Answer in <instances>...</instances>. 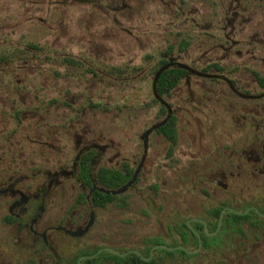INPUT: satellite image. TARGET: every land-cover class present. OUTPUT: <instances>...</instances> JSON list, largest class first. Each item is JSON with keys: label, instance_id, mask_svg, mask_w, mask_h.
I'll return each mask as SVG.
<instances>
[{"label": "rangeland", "instance_id": "obj_1", "mask_svg": "<svg viewBox=\"0 0 264 264\" xmlns=\"http://www.w3.org/2000/svg\"><path fill=\"white\" fill-rule=\"evenodd\" d=\"M163 56L192 69L164 96L178 112L172 154L165 136L143 137L166 114L154 86ZM256 72L264 76V0H0V167L24 160L34 169L71 166L81 139L108 146L100 164L137 168L149 146L136 186L115 204L93 207L87 234H57L64 238L59 258L25 233L19 240L0 208V264H73L80 252L110 243L139 245L159 235L174 241L176 222L209 204L234 194L256 197L253 179L245 178L229 179L227 191L213 188L214 197L203 192L215 184L210 178L221 171L227 146L249 143L258 127L264 134V87ZM64 183L46 215L56 222L75 209L89 217L91 203L77 200L88 193L82 180ZM170 241L161 242L174 246ZM225 251L218 261H201L174 250L185 259L171 264H264V250ZM171 252L157 248L152 256Z\"/></svg>", "mask_w": 264, "mask_h": 264}, {"label": "flooded vegetation", "instance_id": "obj_2", "mask_svg": "<svg viewBox=\"0 0 264 264\" xmlns=\"http://www.w3.org/2000/svg\"><path fill=\"white\" fill-rule=\"evenodd\" d=\"M259 96L261 95L259 94ZM156 97L159 101L162 102V107H165L167 111L165 117L157 124H160L164 120L168 119L172 114H175L178 117V112L174 109L169 108V105L164 101V96H159L157 94ZM177 128H178V123H177ZM158 130L159 127L151 130L149 133H147V135L144 138L148 137L153 131L156 132L157 135H162L164 137L165 134L159 132ZM257 131L258 133L253 137V139L249 143L245 142L244 146L242 145L241 142H239L240 144H237L235 145V147H232L231 151L229 150L231 149L230 146H227L225 148V153H228V155L225 156L223 160V164L221 166L222 169L221 171H219L214 175V178H210V181L215 184L211 185V187H207V189H203V192L207 197H214L213 188L221 187L222 189L227 191L229 188H231L229 179L235 178V180H238L239 178H245V179H253L252 182L254 183L256 189L259 190V194L256 197H252V199L251 198L246 199L245 197L240 198L237 197L236 194H234L231 195L228 199L224 198L217 200L215 203H211V204L208 203L209 205L205 207L202 212L192 214L189 217L185 218L184 220L186 221L189 228L193 230L194 233L195 230H197L201 234V236L203 232L210 238V242L208 243L207 246H205V242L202 236L201 250L197 253L191 254L193 256L189 257L190 259H200L201 261L205 259L207 260L212 259L218 261L219 259L217 256H219L221 252L225 253L226 252L225 250L234 253H240V252L247 253L248 251L250 252L256 250H260V251L264 250V134L262 133L263 129L261 127H258ZM145 133L146 131L144 132V134ZM178 133H179V129H178ZM81 141H82L81 139L78 140V146H77L78 154L76 155L71 166L65 164L55 167L53 169L50 168L34 169V162H32L33 164H29L27 160H24L23 165L17 164L11 170H7L3 166L0 167V208L6 210V213L4 215L5 223L14 226L15 230L17 231V237L19 240H22L25 233L28 240H31L32 242H34V240L35 241L39 240L41 243L47 246L52 251L53 255L57 258H59L57 246L60 245V243H62L64 239L61 235H57V234L63 233L65 235L72 237L84 236L92 229L95 223L96 211L94 208L95 207L105 208L108 207L109 205L115 204L118 201V199L114 200L112 202L107 203L105 206L96 205L93 202L92 194L95 190L98 189H94V185H98V186H102V185H100L99 182L94 180L92 188H89L82 181L83 186L85 190H88V193H84V192L82 193L86 196V200L83 201L80 200V196L77 198V200L79 204L88 203V202L91 203L90 205L91 211L89 213V217H87L86 214L80 216L78 211L75 209H73L72 211L66 209L56 222H53L50 219V216L46 215L47 211H49L48 203L52 200L53 193L55 192L56 189L60 187L64 189L65 179H69L78 175L80 180H82L80 176V163L82 157L86 153L89 152L94 153L93 155L94 157L92 159V168H94L95 165H98L96 169L102 166H108L106 164H100L103 160L104 154L108 151V146L98 143H95L93 146L87 144L82 145ZM177 144L175 145L174 150ZM170 146H171V142H170ZM148 150H149V146H148V142L146 141L144 145V155L142 156V159L138 167L135 168V171L136 169L140 168L139 171L140 173L145 168L147 162ZM109 167H113V166H109ZM114 167H120V166H114ZM138 177L130 187L136 186L135 184L138 182ZM240 207H243L242 210ZM217 208H220V214L218 216L216 215ZM230 208H235L237 210L239 209L241 211L244 212L247 211V212L242 214L231 212L228 211ZM223 210H226L227 212L224 214L221 227L217 231V228L220 223V215ZM234 214H238L243 217L239 218ZM92 216H94V222L85 234L74 236L66 232L67 229L75 231L79 227L84 228L89 223ZM193 218L204 220L206 222V227H205V223L200 220H192L190 222V224L192 225L191 227L188 224V221H190ZM184 220L182 219L180 223L176 222V224L174 225L175 227L174 233H176L177 235L174 241H170L164 235H159L155 237H148L142 242V244L139 245L124 246L121 243L119 244L110 243V244H106L105 247L114 248L115 245L119 247H124L125 248L124 250H119L120 252H128V254L124 256L130 254H137L142 258L143 256L149 257L151 255L150 250L153 246L157 244H167L165 242H161L162 240L173 242L175 243L174 246L185 245L189 249H195L199 245V238L196 233L195 235L198 238V244L192 245V243L194 242V237L189 233L187 229H184V231L187 232V234L189 233L188 234L189 241L186 244L183 243L184 235H183V231L180 230L179 226H181ZM195 223L202 224L203 225L202 230L195 227L194 225ZM207 231L212 233H214L215 231L217 232L215 234L208 235L206 233ZM146 246H148L147 254H145L144 251L142 250L144 249L143 247ZM52 247L55 248L56 252L52 250ZM134 250L140 251L141 255L136 253ZM167 251L171 252V250H167ZM106 252L113 253L110 251H106ZM100 253L98 255H100ZM120 256L124 257L122 255ZM176 257L178 256L169 253V255H167L165 258L155 259L152 256L150 260L145 259V261L147 262L154 261L152 264H164L168 261L167 264L168 263L171 264V262L174 260L176 261V263H181L182 260L185 259V258L182 259V257L178 259ZM236 257L237 256L234 255L232 260H236ZM96 264H127V263L119 262L116 258L110 256L109 254H106L104 255V257H100Z\"/></svg>", "mask_w": 264, "mask_h": 264}, {"label": "trees", "instance_id": "obj_3", "mask_svg": "<svg viewBox=\"0 0 264 264\" xmlns=\"http://www.w3.org/2000/svg\"><path fill=\"white\" fill-rule=\"evenodd\" d=\"M181 50H184L188 42L183 41L181 43ZM34 47L36 45L34 44ZM174 50V46L171 45L167 52H172ZM212 66L221 67L218 64H212L209 66L211 68ZM190 67H188L185 64L176 63L173 61L171 57H161L157 67L155 68V80H154V86L156 95L159 96H165L170 95L172 91L180 84V82L190 73ZM257 78L259 79L260 84L264 87V76L260 75L258 72L255 73ZM162 112L167 113L166 108L162 107ZM178 123V117L175 114H172L168 119L165 120V122L159 126V132H162L165 134V136L168 138V140L171 142L169 154H172L174 151L175 145L178 143L179 133L177 128ZM94 153L89 152L86 153L81 160L80 163V176L82 181L89 187L92 188L94 180L100 183V185L106 187V188H118L125 184H127L134 175L135 168L128 162L125 161L120 167H109V166H102L98 169L92 168V159ZM124 194H107L105 192L95 190L92 194L93 202L96 205L105 206L107 203L112 202L114 200H117L121 198V196ZM80 200H86V196L84 194L80 195ZM124 204V201H123ZM220 214V208H217L216 215L218 216ZM235 216L242 218L243 216L234 214ZM195 227L202 230L203 225L200 223H195ZM180 230L183 231V243H188L189 238L188 234L190 233L194 237V242L192 245L198 244V238L189 228L186 221L184 220L181 224ZM184 229H187L189 233L184 231ZM203 240L205 242V246L208 245L210 242V238L202 232ZM99 248H95L93 251L89 252H80L77 254L73 259V264H78V259L83 254H92L95 253ZM183 253H186L185 251L179 250ZM106 252V251H104ZM103 252V253H104ZM108 253V252H107ZM172 253V252H171ZM110 256L116 258L119 262H125L127 264H152L154 261L147 262L145 259L140 257L137 254H130L124 257H121L120 255H116L113 253H109ZM187 254V253H186ZM193 255H190V257ZM101 257V254L96 257H91L82 260L81 264H96L98 259Z\"/></svg>", "mask_w": 264, "mask_h": 264}, {"label": "water", "instance_id": "obj_4", "mask_svg": "<svg viewBox=\"0 0 264 264\" xmlns=\"http://www.w3.org/2000/svg\"><path fill=\"white\" fill-rule=\"evenodd\" d=\"M164 122H165V120L163 122H161L160 124L154 125L151 129H149L148 131H146V133L143 135V137H145L147 135V133H149L151 130H153L155 128H158L159 126H161ZM139 171H140V168L136 169L133 178L127 184H125V185H123L121 187H118V188H106L104 186L94 185V189H98L99 191L105 192L107 194H114V195L122 194V193L126 192L130 188V186H132V184L136 181V179L138 177V174H139ZM228 211L236 212V213H240V214L247 212V211L244 212V211H241V210H237L235 208H230ZM226 212H227L226 210H223L221 212V215H220V223H219V226L217 228V231L221 227L222 220H223V216H224V214ZM192 220H200V219L193 218L190 221H188V224L191 227H192V225L190 224V222ZM200 221L204 222L205 223V227H206V222L204 220H200ZM93 222H94V216H92L91 220L89 221V223L84 228L83 227H79L75 231H72V230H68L67 229L66 232H68V233H70V234H72L74 236L83 235V234H85L89 230V228L92 226ZM206 230H207V228H206ZM217 231H215L214 233L207 231L206 233L208 235H212V234H215ZM195 233L197 234V236L199 238V245L195 249H189L185 245L169 246L167 244H157L151 250V256H149V257L143 256V258L146 259V260H150L152 258V255H153L154 250L157 249V248H164V249L171 250V251L172 250H178V249H180V250H185L187 253H190V254L197 253L202 248V236H201V234L197 230H195ZM52 250L56 252V250H55L54 247H52ZM104 250L105 251H110V252H113L115 254L122 255V256L128 254V252H120L119 250H116V249H114L112 247H105V248L99 249L97 252H95L93 254H85V255L80 256L79 259H78V264H81L82 263V260H84V259L91 258V257H96L100 252H102ZM134 251L136 253H138V254L141 255L140 251H138V250H134Z\"/></svg>", "mask_w": 264, "mask_h": 264}]
</instances>
